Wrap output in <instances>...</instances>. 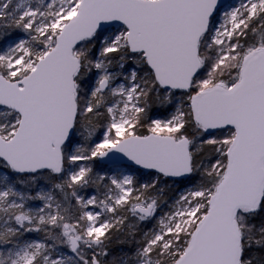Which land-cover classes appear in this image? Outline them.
I'll use <instances>...</instances> for the list:
<instances>
[{
    "label": "snow or ice",
    "instance_id": "snow-or-ice-1",
    "mask_svg": "<svg viewBox=\"0 0 264 264\" xmlns=\"http://www.w3.org/2000/svg\"><path fill=\"white\" fill-rule=\"evenodd\" d=\"M0 264H264V0H0Z\"/></svg>",
    "mask_w": 264,
    "mask_h": 264
}]
</instances>
